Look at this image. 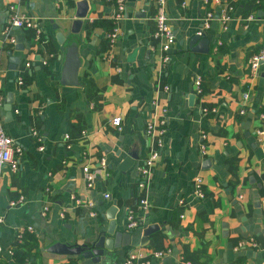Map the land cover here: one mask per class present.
I'll return each mask as SVG.
<instances>
[{
  "label": "crops",
  "instance_id": "1",
  "mask_svg": "<svg viewBox=\"0 0 264 264\" xmlns=\"http://www.w3.org/2000/svg\"><path fill=\"white\" fill-rule=\"evenodd\" d=\"M124 2L120 37L111 44L117 0H22L21 11L38 20L44 33L37 41L34 29L16 28L15 42L0 54L3 127L22 149L19 170L6 168L0 181V264H20L9 251L22 252L19 233L28 225L36 233L22 235L36 237L33 264H124L132 252L152 256L167 248L171 253L152 256L151 264H264V135L257 133L264 131V65L249 64L264 46V2L167 0L175 36L167 64V40L154 35L157 0ZM10 3L0 0V38ZM229 6L231 18L223 21ZM81 10L86 16L80 32L72 33ZM209 13L210 28L200 35ZM59 32L66 36L64 46L77 43L78 85L61 83L66 51ZM196 35L209 44L192 45ZM196 76L202 78L201 95L195 93ZM10 102L12 116L6 113ZM117 116L119 128L112 124ZM163 118V149L147 187L139 188L138 168L157 139L146 125ZM32 129L41 132L44 151ZM103 156L109 175L99 174L89 189L83 168H98ZM196 176L206 193L200 201L192 193ZM20 196L25 203L10 206ZM72 196L93 201L97 215L75 206ZM141 198L149 200L147 210L140 208ZM129 211L140 218L138 228L126 229ZM101 235L114 247L99 262L50 251L58 242L90 245Z\"/></svg>",
  "mask_w": 264,
  "mask_h": 264
},
{
  "label": "built area",
  "instance_id": "2",
  "mask_svg": "<svg viewBox=\"0 0 264 264\" xmlns=\"http://www.w3.org/2000/svg\"><path fill=\"white\" fill-rule=\"evenodd\" d=\"M22 0H12V3L8 4L7 10H8V18L6 25L3 30L2 37L0 38V54L2 53L3 49L9 45L15 42L16 38L12 34L13 30L16 28L20 29H34L36 31V40L41 41L43 36V30L38 20H36L34 17L23 13L20 9ZM117 6L114 10L113 17L115 18L116 25L111 28L109 32V40L111 44H114L120 37V29L117 25V22L121 21L124 17L125 13V2L124 0H117ZM167 0H157V8H156V14H155V29H154V35L156 37H164L167 40V43L163 46V51L165 55L163 56V62L165 64L169 63L171 61L170 56L168 55V51L170 48V44L174 42L175 36L173 34L172 28L169 23V18L167 14ZM233 10L232 6H229L228 11L221 13V19L223 21H227L231 18V11ZM212 18V15L209 13L207 17L201 22V27L199 30V34L202 35L204 32L210 28V20ZM249 19H252L251 17ZM46 64V62H44ZM249 64L251 68L256 69L260 65H264V46L260 50L259 53L255 54L250 58ZM26 66L31 67V62L27 63ZM18 82L20 84L23 83V79L21 77H18ZM195 93L196 95H201L203 92V86H202V78L200 76H196L195 81ZM168 89V87H167ZM248 95L245 94L244 96V104L248 100ZM4 105V100L0 96V110L2 109ZM241 113H244V110L241 111ZM260 118L264 120V112L260 114ZM112 124L119 128L122 124V118L120 116L114 117L112 120ZM166 121L165 119H161L159 123H156L154 121H150L146 125V133L148 135L154 136L156 139V146L151 151L149 157L145 160V163L138 168V186L139 188H146L149 179L151 176V173L154 169L155 163L158 160L161 150L164 146V135L166 132ZM258 136L262 137L264 135V131L258 130L257 131ZM31 134L36 138V140L39 143V150L44 151V140L41 132H39L37 129H32ZM83 135H86L87 132L82 131ZM65 139L69 142L71 139L70 135H65ZM69 146H71V142L69 143ZM22 155V149L20 146H18L15 142V140L4 130L3 127V118L0 113V181L2 178L3 171L8 168L11 172H17L20 168V157ZM108 160L105 156L101 157L99 160V166L96 169H92L89 165H85L83 170L85 174V180L86 185L89 189H92L94 187L95 181L98 178L99 174L104 172L106 176L109 175L108 171ZM192 193L193 196L198 200H203L206 197V193L204 190V182L203 178L201 176H196L193 180L192 184ZM111 196L110 194L106 193L104 195L105 199H109ZM72 200L75 206H88L89 207V214L90 216L97 215L96 211V204L93 201H84L80 198H77L75 196H72ZM26 199L24 196H20L19 198L12 200L10 202V206L12 207H18L21 204L25 203ZM186 200L184 198H180L178 201L179 206H185ZM139 206L142 210H147L150 207V202L147 198H141L139 200ZM48 208H44V212H47ZM60 217L65 218V210H62L60 212ZM181 218H184V213L180 215ZM0 222L2 220L0 219ZM140 218L137 217L134 211H129L127 214V224L126 229L132 230L135 228H138L140 226ZM31 232L36 233L35 228L31 225L26 226L25 228H22L20 230L19 236L22 238V234L24 232ZM2 248L0 247V254H1ZM171 249L167 248L165 250H155L152 252V256L155 258H161L171 253ZM10 256L13 258L15 256V251L10 250L9 251ZM148 254H144L143 252H132L127 255L124 264H151V257ZM190 264V263H187Z\"/></svg>",
  "mask_w": 264,
  "mask_h": 264
},
{
  "label": "water",
  "instance_id": "3",
  "mask_svg": "<svg viewBox=\"0 0 264 264\" xmlns=\"http://www.w3.org/2000/svg\"><path fill=\"white\" fill-rule=\"evenodd\" d=\"M85 4V3H83ZM86 16V10L80 11L77 14V17L80 20H75L73 23L72 33H79L80 28L79 26L82 25V20ZM57 39L59 44L62 45V50L66 51V57H65V66L62 72V78L61 83L64 85H78V69L81 64V60L79 58V52H78V46L76 42H72L67 47L64 46V43L66 41V36L59 32L57 34ZM198 43L199 45H203L205 47V44H209V40L200 35H196L192 40L191 44ZM206 49V48H205ZM19 60L11 58V62L17 64ZM14 68V66H13ZM6 113L9 116H12V104L11 102L8 103L6 108ZM116 207L115 205L113 208H111L109 213V218L112 220L110 228L108 230L109 233L113 234L115 224V213ZM113 245L111 244V241L106 237V235L99 236L94 242H92L90 245L84 244L82 246H78L75 248H72L71 246L63 243H56L53 246H51L50 251L56 252V253H77L80 254L83 258L92 259L94 262H99L101 258L104 256L105 250H111L113 249Z\"/></svg>",
  "mask_w": 264,
  "mask_h": 264
},
{
  "label": "trees",
  "instance_id": "4",
  "mask_svg": "<svg viewBox=\"0 0 264 264\" xmlns=\"http://www.w3.org/2000/svg\"><path fill=\"white\" fill-rule=\"evenodd\" d=\"M264 2V0H261ZM113 23H110L109 27H113ZM43 39V36H42ZM41 39V40H42ZM23 241L21 244L22 252L15 251V260L20 264H33L34 251L32 248L36 244V237L32 234L26 233L23 235Z\"/></svg>",
  "mask_w": 264,
  "mask_h": 264
}]
</instances>
